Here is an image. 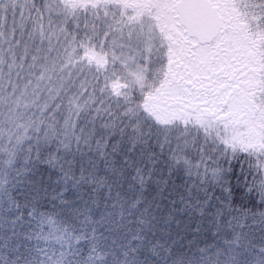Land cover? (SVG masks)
<instances>
[{"label": "snow or ice", "instance_id": "6c2138e0", "mask_svg": "<svg viewBox=\"0 0 264 264\" xmlns=\"http://www.w3.org/2000/svg\"><path fill=\"white\" fill-rule=\"evenodd\" d=\"M0 264H264V0H0Z\"/></svg>", "mask_w": 264, "mask_h": 264}]
</instances>
